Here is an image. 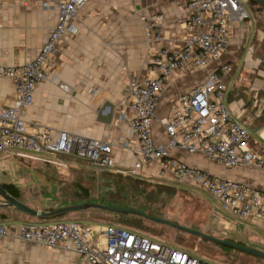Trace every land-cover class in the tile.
Listing matches in <instances>:
<instances>
[{
    "label": "crops",
    "instance_id": "1",
    "mask_svg": "<svg viewBox=\"0 0 264 264\" xmlns=\"http://www.w3.org/2000/svg\"><path fill=\"white\" fill-rule=\"evenodd\" d=\"M262 13L264 18V10ZM160 15L163 18L158 23L164 39L149 42L147 26L157 21ZM187 16L185 0H87L74 20L79 32L68 34L61 40L48 64L51 77L38 84L34 102L26 111L28 131L34 133L41 127L54 135L67 131L111 141L114 143L113 171L130 174L140 156L139 140L130 133L128 119L121 116L126 113L131 117L134 113L128 94L129 82H142L157 76L151 62L158 48L175 51L184 46L189 35L195 32ZM57 22V11L43 8L42 0H0V65L19 66L35 58ZM263 43L264 31L257 28L251 11L249 19L234 24L226 51L219 61L208 68L178 69L172 75L168 88L161 95L152 124L154 140L167 147L171 157L211 174L243 182L260 192H264L263 170L247 165L226 168L202 153L188 154L169 147L165 122L175 110L181 94L203 83L213 70L228 63L231 69L221 73L228 96L234 91L233 98L228 99L227 96L228 107L249 129L251 148L264 154V123L259 124L256 119L264 111ZM15 99V80L0 76V106H8ZM106 103L114 105L110 122L99 116ZM52 156L51 159L40 160L42 166L36 167H43L45 172L46 168L54 169L51 173L60 190L57 201L50 202L51 197L45 198L39 191L21 187L1 174L0 184L8 189L9 194L27 200L25 203L39 210L86 202L85 193L98 200L101 194L99 178L87 161L70 156ZM32 162L25 160L27 164ZM160 169V162L144 163L138 176L168 185L182 183L197 187L191 180L178 178L172 172L161 176ZM199 189L208 198L211 218L215 219L222 234L264 248V221L261 218L240 219L234 216V221H228L220 202ZM0 222L8 227V234L0 244V264H85L78 255L61 247L44 248L19 237V225L26 222L21 213ZM89 223L95 225L97 233L106 224Z\"/></svg>",
    "mask_w": 264,
    "mask_h": 264
},
{
    "label": "built area",
    "instance_id": "2",
    "mask_svg": "<svg viewBox=\"0 0 264 264\" xmlns=\"http://www.w3.org/2000/svg\"><path fill=\"white\" fill-rule=\"evenodd\" d=\"M87 0H42L43 8L57 11L58 22L50 30L35 58L19 66L0 65V76L15 80L16 99L0 106V154L25 152L41 155H63L87 161L99 178L113 170L114 143L88 138L67 131L54 135L38 128L30 133L26 111L34 102L38 84L49 79L48 64L61 40L79 32L74 23ZM187 21L195 29L184 46L171 51L158 48L151 67L156 77L139 82L130 80L129 97L133 115L123 113L129 130L139 140V159L131 175L138 176L144 163L160 162V175L172 172L188 179L220 202L221 207L240 219L252 216L264 221V192L236 180L220 177L170 156L152 135L155 111L169 80L178 70L208 68L225 53L233 26L251 17L245 0H185ZM147 26L149 42L163 41L158 21ZM231 69L228 63L213 70L206 81L178 98L172 115L165 122L169 147L188 154L202 153L224 167L247 165L264 171V154L254 151L248 141L249 129L230 111L227 87L221 73ZM67 88V86L64 85ZM130 147L129 143H126ZM8 227L0 222V244ZM19 237L44 248L61 247L80 257L85 264H215L196 257L184 248L163 244L149 235L131 229L105 224L95 231L92 224L79 220L26 221L19 225ZM216 264H220L219 262Z\"/></svg>",
    "mask_w": 264,
    "mask_h": 264
},
{
    "label": "rangeland",
    "instance_id": "3",
    "mask_svg": "<svg viewBox=\"0 0 264 264\" xmlns=\"http://www.w3.org/2000/svg\"><path fill=\"white\" fill-rule=\"evenodd\" d=\"M250 5V0H245V6L251 13ZM229 88L230 86L228 89ZM20 156H23L26 161L33 162L27 164ZM51 157L53 156L25 152H17L16 155L14 153H3L0 155V174L6 176L12 182L17 183V185L21 187H28L35 192L39 191L40 195L45 198L51 197L49 201L55 202L57 201L58 192H60V190L58 188V182L53 179V174L51 173L54 169L46 168L47 172H45L43 167H36L38 165L42 166L43 163L40 160L51 159ZM196 186L198 188L191 185H183L182 183L178 184L177 187H180L183 190H178L175 197L169 201L168 205L163 209L162 218L183 227L194 228L206 234L230 240L231 238L227 234L224 235L221 233L215 219L213 217L211 218L209 200L204 196L203 191L199 189L201 187L198 185ZM107 189V187L102 188L100 193L102 192L105 194ZM3 201L4 200L0 195V202ZM20 201L24 203L27 202V200L22 198ZM13 211V209L4 210L3 208H0V213L9 212L12 215L18 214ZM224 215L227 217L228 221L235 220L234 215L226 210H224ZM23 218L25 221L92 220L106 224H120L115 222L116 218L112 215L106 213L93 214L87 210L72 211L50 219L38 218L29 214H23ZM145 223L148 228L142 230L135 227L131 228L144 234H148L163 244L184 248L206 262L215 264L218 262L223 264H264V261L252 258L253 256L238 250L233 251L241 255L234 252L224 253L227 250H225L220 244L215 243V241L199 237L194 233L179 229L172 224H164L152 220H148ZM92 225L93 227L95 226L94 224ZM124 226L129 227L127 225Z\"/></svg>",
    "mask_w": 264,
    "mask_h": 264
},
{
    "label": "trees",
    "instance_id": "4",
    "mask_svg": "<svg viewBox=\"0 0 264 264\" xmlns=\"http://www.w3.org/2000/svg\"><path fill=\"white\" fill-rule=\"evenodd\" d=\"M250 4H251L250 5L251 11L253 12L256 18L257 28L264 31V18L262 15L264 6L258 5L252 0H250ZM263 47H264V43H263ZM263 58H264V55L262 59ZM233 97H234V91H232L229 94L228 99H231ZM256 119L259 124H263L264 123V111L262 112V115ZM98 185L101 190L104 187L108 188L105 194L101 192L98 200L101 199L104 203L112 205V206L135 208L137 210L144 211L152 216H157L161 218L163 216V209L168 205L169 201L175 197V195L177 194V191L181 190L177 186H174V185L159 183V182L144 179L142 177H137L131 174H125V173L117 172L113 170H108L104 172L99 177ZM85 195H86V201H91V202L98 201L96 198L92 196L90 197L89 194L87 193H85ZM0 208H3L4 210L13 209L17 213L26 214V213L18 211L16 208H13V207H0ZM87 211L93 214L106 213V214L112 215L114 218H116L115 222L120 223L121 225L116 224V223H107V224H113V225L125 227L133 231H136L138 233H142V232L132 229L131 227H135L141 230L148 228L145 222L150 220L146 217L133 214V213L110 212V211H105L101 209H90ZM13 217H15V215L10 214L9 212L0 213V220H7ZM89 221L98 222V221H92V220H89ZM89 221L88 222L81 221V222L89 223ZM124 225H127L130 228ZM145 235H148V234H145ZM230 240L247 245V246H252V247H255V248H258L264 251V248H259L257 246H254L250 242H244L242 240H233V239H230ZM221 246L224 247L225 250H227L224 253H231V252L237 253L233 250H238V249L231 248L225 245H221ZM238 251L244 252L242 250H238ZM244 253H247V252H244ZM251 256H253L252 258H256L258 260L264 261V259H261L254 255H251ZM220 264H223V263H220Z\"/></svg>",
    "mask_w": 264,
    "mask_h": 264
},
{
    "label": "water",
    "instance_id": "5",
    "mask_svg": "<svg viewBox=\"0 0 264 264\" xmlns=\"http://www.w3.org/2000/svg\"><path fill=\"white\" fill-rule=\"evenodd\" d=\"M252 1H254L256 4L260 6H264V0H252ZM105 109H107V112H103V110ZM113 112H114V105L111 103H106L103 109L101 110L99 116L103 121L110 122L113 116ZM0 195L2 196L4 200L3 202H0V207H13V208H16L20 212H23V213H26V214H29V215H32L38 218H43V219L54 218V217H57V216H60V215H63L65 213L72 212V211H85V210H90V209H101L105 211L119 212V213H133V214L146 217L156 222H160L164 224H172L179 229L189 231L191 233L196 234L199 237L210 239L212 241H215V243L225 245L231 248H235L238 250H242L251 255L264 259V251L261 249H258L252 246H247V245H244V244H241V243L229 240V239H224V238L216 237L210 234H206L194 228L183 227V226L174 224L164 218L152 216L144 211L137 210L135 208L112 206V205L104 203L101 199H99L97 202L86 201L80 204L63 206V207H59V208L52 209V210H39V209H36L20 201L16 197L9 194L7 190L1 184H0Z\"/></svg>",
    "mask_w": 264,
    "mask_h": 264
},
{
    "label": "flooded vegetation",
    "instance_id": "6",
    "mask_svg": "<svg viewBox=\"0 0 264 264\" xmlns=\"http://www.w3.org/2000/svg\"><path fill=\"white\" fill-rule=\"evenodd\" d=\"M2 185V184H1ZM3 187H4V185H2ZM6 190H7V192H8V189L6 188V187H4Z\"/></svg>",
    "mask_w": 264,
    "mask_h": 264
}]
</instances>
